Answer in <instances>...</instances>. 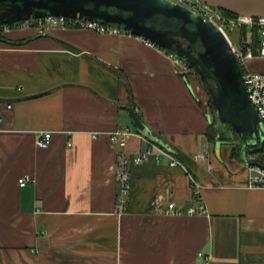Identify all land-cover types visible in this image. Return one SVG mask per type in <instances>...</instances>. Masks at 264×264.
Instances as JSON below:
<instances>
[{"label":"crops","instance_id":"crops-1","mask_svg":"<svg viewBox=\"0 0 264 264\" xmlns=\"http://www.w3.org/2000/svg\"><path fill=\"white\" fill-rule=\"evenodd\" d=\"M30 18L0 24V264H264V187L248 186L259 139L241 140L163 48ZM130 105L180 164H130L119 211L109 132L130 129L128 156L146 145ZM194 187L203 214L186 213Z\"/></svg>","mask_w":264,"mask_h":264},{"label":"water","instance_id":"water-1","mask_svg":"<svg viewBox=\"0 0 264 264\" xmlns=\"http://www.w3.org/2000/svg\"><path fill=\"white\" fill-rule=\"evenodd\" d=\"M200 1L235 15L264 18V0ZM1 3L6 7L0 24L30 17L78 15L119 26L179 57H184L183 51L177 49L179 41H183L196 54V63L188 62V66L199 72L197 64L202 65L216 82L213 100L222 121L229 123L241 140L259 139V146L249 151L264 153L261 123L247 98L237 61L223 34L193 9L171 0H0ZM125 109L139 133L171 149L147 129L132 105ZM249 164L264 168L257 161Z\"/></svg>","mask_w":264,"mask_h":264},{"label":"built area","instance_id":"built-area-1","mask_svg":"<svg viewBox=\"0 0 264 264\" xmlns=\"http://www.w3.org/2000/svg\"><path fill=\"white\" fill-rule=\"evenodd\" d=\"M175 3L185 5L205 20L211 22L225 37L232 54L234 55L237 64L241 70L243 84L250 104L253 106L256 115L261 123L264 131V72L251 71L249 64L254 60H264V18H252L246 16H229L221 9L213 7L200 0H171ZM30 23L36 26L39 31L45 32L56 26H69L82 29H89L98 33L108 34H131L129 31L119 27L112 26L97 20H89L78 15L75 17L65 16H44L31 17ZM238 31V42H235L231 31ZM145 43L152 47H158L153 42L144 39ZM173 58L175 64L182 70H186L188 66L183 57H179L174 53L168 54ZM1 108V105H0ZM6 108H11V104H7ZM129 128H118L109 132V143L117 149L116 160L114 165V175L118 185V204L119 211H123L127 205V198L130 190L129 165L140 164L151 156H155L157 160L162 156L170 158V165H178L180 161L171 154L168 148L162 146L156 141L143 136L146 143L144 149L138 151L133 156H128L125 151L127 138L130 134ZM51 131H40L36 134V145L40 148H47L51 141ZM71 146V143H67ZM250 176L248 186L264 187V168L256 164H249ZM30 181L27 177H22L18 180L21 186ZM193 196L199 202L197 207L187 209V214H203L205 207L201 203V198L196 187L193 188ZM167 213L183 214V210L175 206L174 202H170L165 210ZM200 264H211V258L208 254L198 253Z\"/></svg>","mask_w":264,"mask_h":264},{"label":"flooded vegetation","instance_id":"flooded-vegetation-1","mask_svg":"<svg viewBox=\"0 0 264 264\" xmlns=\"http://www.w3.org/2000/svg\"><path fill=\"white\" fill-rule=\"evenodd\" d=\"M5 7H6L5 4H3V3L0 4V18H2V13H3ZM179 42H180L181 46H178L177 49L183 51V53H184L183 58L186 60L187 64H188V62L196 63V61H197L196 54L193 51V49L186 46L183 41H179ZM173 48H175V46H173ZM197 67H198L199 72L194 71V73H193L194 77L197 78L198 84H200L203 91H205L208 94L210 106L216 110L215 102L213 100V95H214V92L216 89V82L210 76V73L208 72V70L205 69L202 65L197 64ZM190 70H192V68H190ZM240 72H241V70H240ZM215 124H218V126L221 127L222 123L217 120V123H215ZM221 129L223 131L230 130L231 132H233V129L230 126L223 125ZM219 131L221 132V130H219Z\"/></svg>","mask_w":264,"mask_h":264},{"label":"rangeland","instance_id":"rangeland-1","mask_svg":"<svg viewBox=\"0 0 264 264\" xmlns=\"http://www.w3.org/2000/svg\"><path fill=\"white\" fill-rule=\"evenodd\" d=\"M231 35H232L234 41H235V42H238V38H239V36H238V31H237L236 29L233 30V31H231ZM249 68H250L251 71H255V72H264V60H254V61H252V62L249 64ZM186 70H187L188 72H190L192 75H194V74H193V73H194V70H193V69L190 70V67H189V66L186 67ZM195 79H196V81H197V83H198V80H197L196 77H195ZM198 86H199V88H200L201 93L205 96V98H206V99L208 100V102H209V96H208V94H207L205 91H203V89H202V87L200 86V84H198Z\"/></svg>","mask_w":264,"mask_h":264},{"label":"trees","instance_id":"trees-1","mask_svg":"<svg viewBox=\"0 0 264 264\" xmlns=\"http://www.w3.org/2000/svg\"><path fill=\"white\" fill-rule=\"evenodd\" d=\"M226 15H229V16H236L235 14L229 12V11H224L222 10ZM169 150V149H168Z\"/></svg>","mask_w":264,"mask_h":264}]
</instances>
